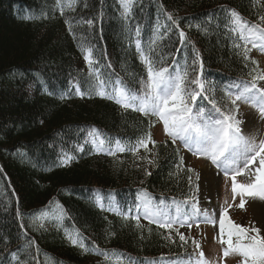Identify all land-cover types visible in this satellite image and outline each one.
<instances>
[{
    "label": "trees",
    "instance_id": "trees-1",
    "mask_svg": "<svg viewBox=\"0 0 264 264\" xmlns=\"http://www.w3.org/2000/svg\"><path fill=\"white\" fill-rule=\"evenodd\" d=\"M67 3L0 0V264H110L114 258L103 253L113 250L124 254L123 264L196 256V244L181 241L176 231L135 219L145 195L168 211L192 201L195 168L181 165L178 142L156 141L149 116L108 97L120 89L143 95L147 58L154 70L187 72V89L195 88L188 81L198 76L205 82L207 99L197 98L195 112L202 107L208 117L209 99L228 111L227 92L251 81L256 65L251 50L248 60L240 55L244 42L230 30L235 25L226 10L264 27V0H135L126 17L119 0ZM93 129L103 148L114 150L119 141L121 156L98 154L88 135ZM148 133L155 143L139 146ZM65 154L73 159L64 162ZM99 195L120 214L101 210ZM55 201L66 217L48 230L38 216ZM249 220L236 224L248 227Z\"/></svg>",
    "mask_w": 264,
    "mask_h": 264
},
{
    "label": "snow or ice",
    "instance_id": "snow-or-ice-1",
    "mask_svg": "<svg viewBox=\"0 0 264 264\" xmlns=\"http://www.w3.org/2000/svg\"><path fill=\"white\" fill-rule=\"evenodd\" d=\"M76 0H68L67 6L73 7ZM132 0H122L125 13L131 9ZM58 7L60 6V0H57ZM230 12L231 24L235 27L230 30L239 33L240 39L244 42L243 48L240 44H236L235 47L241 48L240 55L245 60L249 59L250 49L248 44H251L252 48H258L261 52H264V27L260 24H254L249 26L235 10H226ZM61 12L63 8L61 7ZM167 18L176 23L173 19L172 13L167 14ZM261 21H264V16L259 17ZM88 23H91L89 21ZM71 30V26L70 29ZM180 36L184 37L185 33L180 32ZM195 51V49H194ZM86 56V60L89 66L92 65V60ZM199 59V53H196V59L193 63H197ZM144 62L148 64V81L145 83V92L143 95H136L135 93H127L124 89H120L115 97L118 104H121L124 108L134 107V110L144 113V115H152L157 117L158 121L163 122L165 133L172 138V143L175 144L179 139L183 142L184 147L187 148L193 155L205 156L211 160L212 164L218 168H222L225 175L228 176L231 173V190L234 194L240 196L241 202L239 207L244 208V197L258 198L264 201V140H260L257 143L254 139L246 137L242 134L240 124L241 121L236 118V114L239 111L237 102L251 103L254 107L258 108L260 116L264 119V88L259 87V82L264 81V70H258V61L253 60L252 63L256 65L252 72L249 73L251 81L241 82V84H233L231 87L237 89L235 93L227 92L232 107L228 111H221L218 107L215 99H209L208 103L212 106L208 117H205V110L202 107H196V112L193 114V106L195 105L197 98L207 99L205 94V82L198 76L197 78L188 81L189 84L195 85V88L187 89L185 87V81L187 80V72L176 73L172 75L169 69L161 67L154 70L153 66L147 58ZM200 64V76L203 75V61L199 60ZM255 73V74H253ZM102 84V82H101ZM77 94L83 96L85 93L79 91L77 86ZM104 96L105 93L100 91L98 93ZM89 137H92L91 143L96 146L97 151L104 150V139L100 138L99 131L93 129L88 133ZM155 141L151 140V134L148 133L143 139L137 141V144L142 147H147V142ZM81 150H83L81 148ZM137 151L138 148L133 147L130 149ZM116 151L123 152L125 148L116 141L115 150H109V155H115ZM227 153V155H225ZM259 158L258 167L255 169V180L250 183H238L237 176L241 175L249 165ZM223 158V159H221ZM73 157L65 154V161H70ZM181 165L183 164V157L180 158ZM152 163V161H148ZM189 171L194 172L193 169ZM150 175V173H148ZM196 179L199 180V174L195 173ZM191 177L189 181L191 182ZM196 191H199V186L196 185ZM195 200V197H192ZM198 201L191 205L192 211L188 213H180L177 209L175 216H170L167 212L154 207L150 202H145L144 216L149 219L151 223L157 224L161 228L172 230L174 225L179 223L180 227H184L187 224L191 227L192 224L188 223L187 219L182 218L188 216L189 219L203 215L207 218V221L216 224L217 221L212 220L207 216V212L201 214L197 207ZM103 207V204L100 205ZM117 214H120L119 212ZM139 221V216L135 217ZM139 226V225H138ZM227 226V239H223L225 229ZM219 229L221 234L220 242L227 245L223 249V257L227 258L230 255L239 256L242 259L239 264H264V236L260 234L261 230L256 227H243L234 223L227 215V209L219 219ZM179 239L186 242V237L175 229ZM235 237V241L233 240ZM70 241L76 245L78 241L69 236ZM170 239V236L165 237ZM196 248L199 249V243L195 242ZM79 246L85 251L88 249L80 243ZM105 259H110V264H123V253H117L115 250L111 254L103 253ZM131 264V262H130ZM188 264H209L204 258L203 251H200L193 257Z\"/></svg>",
    "mask_w": 264,
    "mask_h": 264
},
{
    "label": "rangeland",
    "instance_id": "rangeland-1",
    "mask_svg": "<svg viewBox=\"0 0 264 264\" xmlns=\"http://www.w3.org/2000/svg\"><path fill=\"white\" fill-rule=\"evenodd\" d=\"M119 1L123 6L122 0ZM133 1L134 0H132V2ZM248 47L251 50L252 58L257 60L259 65L264 69V52H261L258 48H252L251 44H248ZM258 86L264 88V81H260ZM237 106L239 107V111L236 114V118L241 121L240 128L242 134L254 139L257 143H259L260 140H264V119L261 118L258 108L254 107L251 103L240 101L237 102ZM232 107L234 106L232 105L227 108L231 109ZM193 114H195V110H193ZM149 116L154 122H156L154 129L156 141L172 139L165 133L163 122L158 121L155 116ZM176 141L183 144L179 139ZM101 151L105 152V150ZM225 155H227V153H225ZM183 162L186 166H193L195 171L200 175L198 182L199 191L196 199L187 203L188 207L179 203L175 209L174 215L170 216H175L177 209H179L182 214L188 213L190 215L192 211L191 205L198 201L197 207L199 208L200 213L203 214L207 212V216L217 222L213 225L208 222L207 218L203 215L192 219H189L188 216H183L182 218L187 219L188 223H191L192 226L188 227L187 224H185L184 227H180V224L177 223L170 232L178 229L179 232L186 237V240H190L192 243H194V241L199 243L200 248H196V254L203 251L204 258L209 264H238L240 261L239 256L230 255L227 258L222 256L221 249L222 247H227V245L220 242L221 234L219 229V219L224 210L227 209V212L230 214V219L239 222L243 221L245 218H250L248 227L259 228L261 230L260 234L264 236V201L258 198L244 197L245 204L244 208L241 209L239 204L242 198L238 195L234 197L231 190V173L226 176L223 169L212 164L210 159L205 156L193 155L187 148H185ZM258 164L259 158L257 157L256 161L250 164L248 169H246L241 175L237 176V182L250 183L254 181L255 169L258 167ZM146 199L147 196H143L140 199V203L144 204L147 201ZM140 216H144V207L140 210ZM62 217L63 212H58L55 210L54 206L49 205L42 211L41 220L45 224L53 225L58 223ZM222 238L227 239V226ZM74 239L77 241L79 240L77 237ZM233 240L235 241L234 238ZM192 258L193 256L182 257L172 264H188ZM162 263L166 264L165 262Z\"/></svg>",
    "mask_w": 264,
    "mask_h": 264
}]
</instances>
